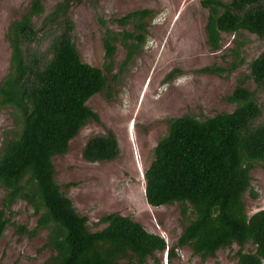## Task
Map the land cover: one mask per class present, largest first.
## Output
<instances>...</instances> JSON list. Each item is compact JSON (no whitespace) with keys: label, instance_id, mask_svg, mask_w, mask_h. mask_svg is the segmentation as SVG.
I'll list each match as a JSON object with an SVG mask.
<instances>
[{"label":"trees","instance_id":"16d2710c","mask_svg":"<svg viewBox=\"0 0 264 264\" xmlns=\"http://www.w3.org/2000/svg\"><path fill=\"white\" fill-rule=\"evenodd\" d=\"M45 0H31L24 14L11 22L6 39L10 48L9 67L0 80V111L10 110L14 136L8 132L0 144V238L9 219L6 212L18 201L37 217L28 231L17 226L19 235L34 236L47 231L45 247L52 255L42 264H145L156 253H166L167 262L176 248L188 247L202 260L214 258L219 250L239 249L236 264H264V209L246 215L244 194L256 199L250 185L254 164L264 168V118L257 93L237 79L226 101L231 113L204 120L190 115L167 120V133L153 150V159L144 172V198L157 208L177 204L184 224L174 246L146 232L128 217L106 214L98 220L105 227L89 232L87 218L76 213L72 202L55 181L52 159L63 156L69 143L88 122H99L86 105L106 87V77L96 67L81 62L73 42L74 24L70 10L81 0H62L43 18L41 28L50 31L51 58L38 61L28 53L37 40L34 18L44 12ZM208 12L204 27L206 43L212 51L221 48L222 35L237 37L242 32L264 39V0H202ZM149 10H136L111 22L133 31L115 32L103 28L102 45L107 68L112 67L115 43L126 51L123 65L129 63L145 42ZM231 53L242 63L235 40ZM249 79L264 90V51L248 64ZM203 73H221L204 68ZM82 158L88 163L110 162L119 155L111 130L89 139ZM72 184H67L70 187ZM246 244L253 251L244 252Z\"/></svg>","mask_w":264,"mask_h":264},{"label":"rangeland","instance_id":"374dc122","mask_svg":"<svg viewBox=\"0 0 264 264\" xmlns=\"http://www.w3.org/2000/svg\"><path fill=\"white\" fill-rule=\"evenodd\" d=\"M31 0H0V80L9 67L10 48L6 39L9 24L18 20ZM62 0H45L44 12L34 18L37 40L28 53L38 61L51 58V32L41 28L44 17ZM202 0H81L70 10L74 24L72 33L81 62L99 68L106 77L103 92L93 95L86 105L98 116L90 121L69 143L68 151L52 159L55 181L61 192L72 202L76 213L87 218L89 232L102 230L98 220L106 214H119L140 224L143 229L160 236L166 245L176 244L184 221L177 204L153 208L144 198V172L153 159L156 144L167 133V120L190 115L198 120L217 114L231 113L234 105L226 101L236 85L244 79V86L257 93L264 118V90L249 79L248 64L264 51V39L242 32L237 37L222 35L221 48L212 51L206 43L204 27L208 12ZM224 2L228 0H223ZM136 10H149L145 42L132 60L123 65L126 51L115 43L112 67L107 68L102 45L103 28L132 32L131 24L124 27L111 22ZM235 40L245 44L240 48L242 63L231 53ZM221 69V73H203L202 69ZM111 130L117 140L119 155L110 162L88 163L82 158L85 143ZM16 129L9 109L0 111V144L4 133L14 136ZM249 191L243 196L247 216L264 209V168L254 164L250 170ZM67 184H72L66 187ZM0 188V207L3 197ZM9 224L0 238V264H42L52 252L45 247L47 231L34 236L19 235L17 226L31 231L37 217L24 202L18 201L6 212ZM239 247L232 245L219 250L214 258L200 259L188 247L176 248L174 257L166 262L165 253H156L145 264H236ZM246 244L244 252L253 251Z\"/></svg>","mask_w":264,"mask_h":264},{"label":"flooded vegetation","instance_id":"af4514ba","mask_svg":"<svg viewBox=\"0 0 264 264\" xmlns=\"http://www.w3.org/2000/svg\"><path fill=\"white\" fill-rule=\"evenodd\" d=\"M83 149V148H82ZM166 254V253H165ZM165 259H166V255H165ZM166 262H167V259H166Z\"/></svg>","mask_w":264,"mask_h":264}]
</instances>
